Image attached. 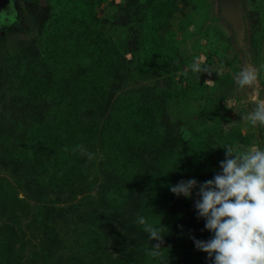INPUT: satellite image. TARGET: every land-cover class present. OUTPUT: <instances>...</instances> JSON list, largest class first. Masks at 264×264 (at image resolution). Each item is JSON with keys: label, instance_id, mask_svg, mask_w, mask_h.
Masks as SVG:
<instances>
[{"label": "rangeland", "instance_id": "rangeland-1", "mask_svg": "<svg viewBox=\"0 0 264 264\" xmlns=\"http://www.w3.org/2000/svg\"><path fill=\"white\" fill-rule=\"evenodd\" d=\"M66 1L14 0L19 23L11 12L8 19L0 14V264H113V249L129 248L134 229L102 225L96 213L83 218V209L91 206L104 215L115 209L119 218L134 219V204L145 197L140 186L131 204L110 208L106 202L111 183L104 180L102 167L109 159L99 133L110 120L108 106L136 102L144 116L154 119L146 125L147 136L157 130L163 135L159 142L158 134L151 138L155 141L141 144L144 130L134 131L128 149L138 161L137 180L147 171L159 172L162 150L181 149L184 143H200L204 149L208 167L206 176L196 179L200 182L220 170L225 145L238 151L264 149V125L254 120L257 105L264 103V70L259 67L264 63V0H243L242 28L224 13L220 0H90L98 23L92 38L100 51L95 53L103 59L104 85L114 88L106 109L91 104L79 113L78 125L93 132L88 150L95 158L79 155V165L54 181L52 163L43 156L47 148L36 137L44 143L57 137L59 109L32 77L46 61V30L66 13ZM195 61L207 71L193 72ZM246 65L256 68L258 78L241 88L235 81ZM121 121L128 129L135 127ZM26 179L39 200L25 190ZM178 200L172 195L171 205L179 206ZM44 205L65 209L52 228L43 221ZM199 222L195 238H211L204 219ZM50 231L61 244L47 251ZM155 243L150 239L146 248ZM194 250L198 256L185 264H212L195 244Z\"/></svg>", "mask_w": 264, "mask_h": 264}, {"label": "trees", "instance_id": "trees-1", "mask_svg": "<svg viewBox=\"0 0 264 264\" xmlns=\"http://www.w3.org/2000/svg\"><path fill=\"white\" fill-rule=\"evenodd\" d=\"M63 10L66 12L63 17L54 21L49 32L46 30V61L34 68L32 77L42 91L46 90L47 97L57 100V107L54 109H59L61 125V129L56 131L57 137L49 136L45 143L42 138L36 137L37 143L47 148L43 156L52 163L51 177L56 182L65 178V173L70 167L79 165L77 160L80 154L72 149L78 144H83L88 149L92 144L90 137L93 132H86L78 125L80 110L98 103L106 109L114 88V85H104L101 70L103 59L95 53V50L100 51L99 42L92 38L98 23L93 16L90 0L66 1ZM17 22L19 23L16 19ZM120 107H107L110 120L105 122L99 133L100 144L109 159V164L102 167L105 172L104 180L111 183L105 190L106 202L110 208H116L126 202L131 204L136 199H130L132 192L136 187L140 190V186L145 197L134 204V219L119 218L114 212L115 209H109L112 213L104 215L98 207L91 206L83 209V218L96 213V218L102 225L116 227L118 224L127 230L134 229L135 239L129 242L130 249H113V264H185V261H193L198 255L191 237L199 231L201 223L194 207L195 194L193 191L191 199L177 196L170 191V185L178 184L181 180L206 176L208 165L203 158L204 149L200 143H184L181 149L179 146L162 150L156 161L160 165L159 172L154 174L147 171L137 180L135 175L139 168L138 161L128 149V144L133 142L134 131L139 128L144 130V138L139 137L141 144L155 141L151 138H156L158 134L160 137L156 142H159L163 135L157 130L147 136L146 125H152L154 119L152 115L144 116L136 102H122ZM121 120L134 124L135 127L128 129ZM55 138L58 140H54ZM65 147L68 151H64ZM24 188L32 198L39 200L36 190L27 179ZM172 195L178 197L179 206L171 205ZM71 209L78 212L80 208L74 206ZM64 211L63 208L44 205L45 225L52 228L58 213ZM138 216H144L150 223L162 228L166 243L162 256L153 258L146 254L150 238L149 234L143 231L144 225L137 223ZM60 244L61 239L52 233L45 250L50 251Z\"/></svg>", "mask_w": 264, "mask_h": 264}, {"label": "clouds", "instance_id": "clouds-1", "mask_svg": "<svg viewBox=\"0 0 264 264\" xmlns=\"http://www.w3.org/2000/svg\"><path fill=\"white\" fill-rule=\"evenodd\" d=\"M264 70V63L259 65ZM217 74L220 75L219 69ZM193 72H206L198 61L192 65ZM235 81L241 88L252 85L258 78L253 65H246ZM254 120L264 125V103L257 105ZM225 158L219 162L220 170L212 179L200 182L196 179L181 180L170 185L177 196L191 199L195 195V210L198 219H204L205 229L212 233L207 240L192 236L197 250L207 254L212 264H264V149L238 151L233 145H225ZM64 151H68L65 147ZM78 152L89 161L95 154L83 144L76 145ZM137 223L151 240L157 241L146 254L162 256L164 236L162 228L138 216Z\"/></svg>", "mask_w": 264, "mask_h": 264}, {"label": "water", "instance_id": "water-1", "mask_svg": "<svg viewBox=\"0 0 264 264\" xmlns=\"http://www.w3.org/2000/svg\"><path fill=\"white\" fill-rule=\"evenodd\" d=\"M9 1L10 0H0V10L5 9ZM220 4L224 13L229 17L234 25L242 28L243 0H220Z\"/></svg>", "mask_w": 264, "mask_h": 264}, {"label": "flooded vegetation", "instance_id": "flooded-vegetation-1", "mask_svg": "<svg viewBox=\"0 0 264 264\" xmlns=\"http://www.w3.org/2000/svg\"><path fill=\"white\" fill-rule=\"evenodd\" d=\"M8 12H11L13 14V17H16L17 21L20 22V11L15 6L14 0H10L9 3H8V5H7V7L5 9H3V10H0V14L5 15V19H8V15H7Z\"/></svg>", "mask_w": 264, "mask_h": 264}]
</instances>
